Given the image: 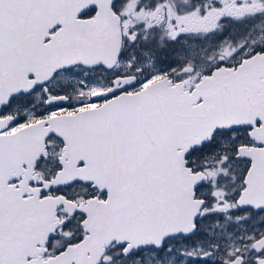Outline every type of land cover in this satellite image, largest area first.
<instances>
[{"label":"snow or ice","instance_id":"6c2138e0","mask_svg":"<svg viewBox=\"0 0 264 264\" xmlns=\"http://www.w3.org/2000/svg\"><path fill=\"white\" fill-rule=\"evenodd\" d=\"M0 264H264V0H0Z\"/></svg>","mask_w":264,"mask_h":264}]
</instances>
